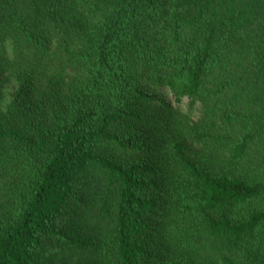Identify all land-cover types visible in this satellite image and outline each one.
I'll return each mask as SVG.
<instances>
[{"label": "trees", "instance_id": "obj_1", "mask_svg": "<svg viewBox=\"0 0 264 264\" xmlns=\"http://www.w3.org/2000/svg\"><path fill=\"white\" fill-rule=\"evenodd\" d=\"M0 264H264V0H0Z\"/></svg>", "mask_w": 264, "mask_h": 264}, {"label": "rangeland", "instance_id": "obj_2", "mask_svg": "<svg viewBox=\"0 0 264 264\" xmlns=\"http://www.w3.org/2000/svg\"><path fill=\"white\" fill-rule=\"evenodd\" d=\"M167 97H169V96L165 95V97H164V98H167Z\"/></svg>", "mask_w": 264, "mask_h": 264}]
</instances>
